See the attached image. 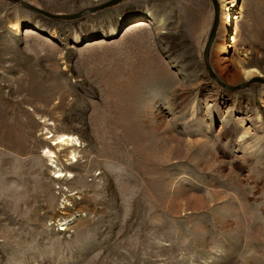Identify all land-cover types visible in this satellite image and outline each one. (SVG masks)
<instances>
[{
	"label": "rangeland",
	"instance_id": "obj_1",
	"mask_svg": "<svg viewBox=\"0 0 264 264\" xmlns=\"http://www.w3.org/2000/svg\"><path fill=\"white\" fill-rule=\"evenodd\" d=\"M217 4L211 72L264 79V0ZM215 17L0 0V264H264V84L209 76Z\"/></svg>",
	"mask_w": 264,
	"mask_h": 264
},
{
	"label": "water",
	"instance_id": "obj_2",
	"mask_svg": "<svg viewBox=\"0 0 264 264\" xmlns=\"http://www.w3.org/2000/svg\"><path fill=\"white\" fill-rule=\"evenodd\" d=\"M13 2H16L20 5H22L23 7L31 10V11H34L40 15H43V16H46L48 18H59V19H65V20H72V19H76L80 16H83L87 13H92V12H95V11H99V10H103L105 8H108V7H111V6H114V5H117L119 4L120 2L124 1V0H107L99 5H94L92 7H88V8H85L77 13H73V14H59V13H50L48 11H45L41 8H38V7H35V6H32L31 4L29 3H26L22 0H11ZM215 6V9H216V17H215V21H214V25H213V29H212V32H211V35L208 39V41L206 42V45L204 47V51H203V57H204V60H205V63H206V68L208 70V73H209V76L212 77L218 84H220L221 86L223 87H226V88H229V89H240L242 87H247L249 86L251 83H263L264 84V79L263 78H260V77H252L250 78L249 80H247L246 82L236 86V87H230L226 84H224L222 81H220L210 70L209 68V65L207 63V52H208V49L212 43V40L214 38V33H215V29H216V25H217V8H218V4H217V0H211Z\"/></svg>",
	"mask_w": 264,
	"mask_h": 264
},
{
	"label": "bare ground",
	"instance_id": "obj_3",
	"mask_svg": "<svg viewBox=\"0 0 264 264\" xmlns=\"http://www.w3.org/2000/svg\"><path fill=\"white\" fill-rule=\"evenodd\" d=\"M231 18H229L230 20ZM222 51V50H221ZM221 51L219 52V54H221ZM223 53V52H222ZM47 138V137H46ZM76 141L77 139L69 134H60L58 136L55 137V140L53 141V145H56V144H65V145H76ZM47 155L49 154L50 157H53V153H51V151L49 149H46L44 151ZM74 156V155H72ZM62 174H57L55 177H59L61 176Z\"/></svg>",
	"mask_w": 264,
	"mask_h": 264
}]
</instances>
